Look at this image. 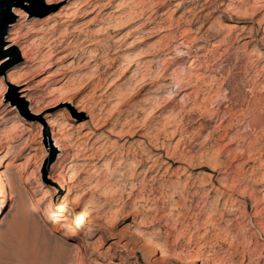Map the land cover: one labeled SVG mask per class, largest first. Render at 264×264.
Masks as SVG:
<instances>
[{
	"label": "rangeland",
	"instance_id": "obj_1",
	"mask_svg": "<svg viewBox=\"0 0 264 264\" xmlns=\"http://www.w3.org/2000/svg\"><path fill=\"white\" fill-rule=\"evenodd\" d=\"M83 1L0 0V88L7 73L19 80L0 99V264H264V0H120L116 21V1L93 0L86 13ZM67 30L32 66L5 47L21 36L39 52ZM58 58L65 76L49 67ZM191 60L189 84L160 88ZM24 86L37 105L19 97ZM44 114L67 125L69 143L40 128ZM84 193L67 214L93 204L90 230L39 216Z\"/></svg>",
	"mask_w": 264,
	"mask_h": 264
},
{
	"label": "bare ground",
	"instance_id": "obj_2",
	"mask_svg": "<svg viewBox=\"0 0 264 264\" xmlns=\"http://www.w3.org/2000/svg\"><path fill=\"white\" fill-rule=\"evenodd\" d=\"M91 1H93V0H85V1H83V2H80L78 5H76V8H77V10L80 12H85L86 13V11L88 10V8L91 6ZM111 1H116V4H115V9L116 10H113V11H115L114 13H112V14H110V18L111 19H114L115 21L116 20H118V19H120L119 18V13H120V9H121V6H122V4H121V2H120V0H110V2ZM122 1V0H121ZM134 1V0H133ZM210 1L211 0H206V3L205 4H208V3H210ZM6 2V1H5ZM52 2H51V0H47V4H51ZM123 3V2H122ZM243 3V2H242ZM110 4V3H109ZM100 5H102V4H100ZM99 5V6H100ZM179 5V4H178ZM75 6V5H74ZM124 6V5H123ZM122 6V7H123ZM229 7V6H228ZM132 8V7H131ZM226 8V7H225ZM124 9V8H123ZM229 10V9H228ZM230 10L231 11H235V7H230ZM123 11V10H122ZM230 11V12H231ZM15 12L16 13H19L20 11L19 10H15ZM124 13H125V11H123ZM246 12V11H245ZM244 12V13H245ZM68 13V12H67ZM75 13H76V11H75ZM123 13V14H124ZM147 13V12H146ZM243 13V14H244ZM84 14V13H83ZM142 14V13H141ZM154 12H152L150 15H148L147 17H146V19H148L149 20V22L151 23L153 20L151 19L154 15ZM239 14V13H238ZM59 15V14H58ZM62 15H64V14H62ZM68 16L67 17H70V14H67ZM74 15V14H73ZM245 15V14H244ZM121 16V15H120ZM146 16V15H145ZM94 18V19H93ZM92 18V20L91 21H93V20H95L96 19V17H93ZM90 21V22H91ZM107 21V20H106ZM110 21V20H109ZM114 21V22H115ZM120 21V20H119ZM220 22V21H219ZM92 23V22H91ZM119 23V22H118ZM117 23V24H118ZM220 24V23H219ZM222 24V23H221ZM115 25V24H114ZM148 25V24H147ZM151 28L152 27H148V28H146L144 31H143V33H148L150 30H151ZM75 29V28H74ZM69 30V29H68ZM68 30L66 31V32H64V34L62 33V34H60L59 36H55V37H51L50 39H49V42L47 43V44H44V43H41V46H43L42 48H41V50L39 51V52H33V49H32V47L33 46H29V45H24V42L25 41H23V40H21L22 38H21V36H17V37H10V38H8L7 40H6V45H5V47H6V49L9 51V52H12L13 50H15V48L16 47H18L21 51H22V55H21V58H22V61L19 63V65H22V66H24V67H26V66H32V65H34L35 63H37L38 62V60L40 59V58H43V57H45V55L47 54L46 52L47 51H51L55 46H60V42H61V39L62 38H64V37H67V35H68ZM76 30V29H75ZM74 30V31H75ZM80 30V29H79ZM78 30V31H79ZM82 30V29H81ZM34 31V30H33ZM72 31V30H71ZM152 31V30H151ZM72 33V32H71ZM25 35V34H24ZM43 37V36H42ZM146 38V37H145ZM140 39V38H139ZM75 42V41H74ZM30 44V43H29ZM70 44V43H69ZM183 44V43H182ZM70 45H72V44H70ZM109 45V44H108ZM150 45V44H149ZM156 46V45H155ZM249 46H251V41H249V40H243V42H242V44H241V47H243V48H246V47H249ZM151 47V46H150ZM69 48V46H66V48L65 49H68ZM45 49H48L46 52H44V50ZM151 49V48H150ZM256 50H259V47H256L255 48ZM54 50V49H53ZM64 50V49H63ZM153 50V49H152ZM245 51V50H244ZM52 52V51H51ZM91 52V51H90ZM51 54V53H50ZM138 54V53H137ZM139 54H141V53H139ZM143 54V53H142ZM152 54V53H151ZM180 54V53H179ZM196 54V53H195ZM47 55H49V54H47ZM197 56H199V55H197ZM47 57V56H46ZM142 57H145L144 55H142ZM142 59H144V58H141V60ZM140 60V59H139ZM8 61H9V59H7V58H4V59H1V61H0V65H7L8 64ZM145 61V60H144ZM146 63H148L147 61H146ZM171 63H173V61H170V62H166V63H164V67H167L169 64H171ZM18 64V63H17ZM145 64V63H144ZM144 64H143V67H144ZM137 65V64H136ZM146 65V64H145ZM163 65V64H162ZM201 65V64H200ZM18 66V65H17ZM49 67H52V68H55V70L53 71L54 72V74L56 75V76H65L66 75V73H67V71H66V69H67V67L65 68L64 67V65L62 64V60L61 59H57L56 61H54V62H52L51 64H49ZM135 68V67H134ZM145 69V68H144ZM197 69V65H196V62L195 61H193V60H191V61H189V62H187L186 64H185V66L183 67V69L180 71L181 72V74L179 75L178 74V71H177V69L176 68H174V69H172V71L171 72H169L166 76H164L162 79L163 80H169L168 82H163V83H161L160 84V88L161 89H164V88H169V89H173L174 88V86H181L182 84H184V83H186V85L187 84H189V82L187 81V76L189 75V72L191 71V70H196ZM129 71V70H128ZM138 71H140V70H138ZM52 72V73H53ZM132 73H134V72H132ZM138 72H135V76H136V74H137ZM142 73V72H141ZM140 75V74H139ZM138 75V76H139ZM50 76H51V74H50ZM134 76V75H133ZM146 77H147V75H146ZM146 77H145V75H143V74H141V78H139V79H141V81H139L140 82V86L138 87L139 89L138 90H136V92H134L133 94H131L130 95V97L129 98H131V99H134L137 95H139L140 93H141V91L145 88V82H146ZM160 77V76H159ZM18 79V78H17ZM134 79H135V77H134ZM199 80V79H198ZM5 81H6V84H4L1 88H0V99L1 98H3V95L5 94V93H7L8 91H14L15 90V88H14V85H18V83H17V81H19V80H16V79H14L12 76H11V74L9 73H7L6 74V79H5ZM158 81V80H157ZM125 82V81H124ZM123 82V83H124ZM158 84V83H157ZM196 84V83H195ZM8 85V86H7ZM75 87V86H74ZM79 87V86H78ZM72 88V87H71ZM181 90H182V88H181ZM29 91H30V87H28V86H24L23 88H21L20 90H19V93H20V95H19V97L20 98H22V99H25L26 100V102H28V103H30V104H36V99H35V97H33L32 95H30L29 94ZM178 93H177V92ZM176 91H174V92H171L170 93V98H168L167 100H168V103L170 104V103H175L177 100H178V97H179V95L181 94V91H179V90H176ZM119 92H120V89L118 90V91H116V92H114L113 94H111L110 96H109V98H108V101H110V102H113L115 99H117V97H119ZM191 92V91H190ZM258 92V91H257ZM78 93H80V90H78V91H72L71 92V96L72 95H77ZM103 93V92H102ZM190 94H192V93H190ZM69 96V95H68ZM129 96V95H128ZM156 99V97L155 96H151V98L149 97V100H148V102L151 104L154 100ZM37 100H39V99H37ZM152 100V101H151ZM69 101H70V103H73V101H74V99H73V96L72 97H70L69 98ZM106 101V100H105ZM38 104V103H37ZM36 104V105H37ZM118 105V104H117ZM116 105V106H117ZM113 106H115V105H113ZM115 106V107H116ZM120 106V105H119ZM141 106V105H140ZM36 107V106H35ZM34 107V108H35ZM30 109H32V107L30 106ZM102 109V108H101ZM100 109V110H101ZM114 109V108H113ZM141 109V108H140ZM41 110V109H40ZM74 110H75V112L76 113H86V114H88L89 116H90V120H91V122H92V127L94 128V129H99V125L101 124V119H99V118H96V114H95V112H94V110L93 109H91L90 107H88V106H86V105H84L83 103H81V102H78V103H75L74 104ZM119 110V109H118ZM111 112H113V111H111ZM33 113H35L36 115L37 114H39V112H33ZM112 114V113H111ZM41 115V114H40ZM47 116H48V114H44L43 115V117H42V119H46L45 121H46V125H45V122L44 121H40V123H41V125H40V128L42 129V130H44V131H47L48 130V133H50V135L52 136V139H53V141L56 143V145L58 146L59 144H61V143H69V137L70 136H68V132H67V125L62 121H60V120H58V119H56V118H48L47 119ZM44 122V123H43ZM127 123V122H126ZM80 127H82V125H80ZM92 133V131L90 130L87 134L88 135H90ZM176 133V132H175ZM86 134H84V136H85ZM80 137V136H79ZM87 137V136H86ZM78 138V137H77ZM81 139V138H80ZM29 140V139H28ZM83 140V139H82ZM157 140V139H156ZM97 141V139H95L94 140V142H96ZM83 142H84V140H83ZM150 144V143H149ZM151 144H154V145H152V146H155V145H157L158 144V140L157 141H151ZM67 145V144H66ZM65 145V146H66ZM83 145V144H82ZM82 145H79L78 146V148L80 147L81 149V151H82V149H84L85 147H87V143L84 145V147L82 146ZM92 145V144H91ZM71 146H73L72 144H71ZM77 146V145H76ZM67 147V146H66ZM69 147V146H68ZM78 148H76V149H78ZM95 148V147H94ZM96 149H98V147L96 148ZM86 150V149H85ZM87 150H88V148H87ZM99 150V149H98ZM79 151V150H78ZM80 152V151H79ZM76 153V152H75ZM87 153V152H86ZM74 154V153H73ZM76 155V154H75ZM78 155V154H77ZM81 155V154H80ZM84 155V154H83ZM91 155V154H90ZM89 155V156H90ZM79 156V155H78ZM92 156H94L95 157V155H92ZM91 156V157H92ZM81 158V157H80ZM84 159V158H83ZM87 159H89L88 157H87ZM93 160V159H92ZM180 160V159H179ZM87 161V160H86ZM183 162V161H182ZM185 162V161H184ZM123 164V163H122ZM84 165H86V164H84ZM94 165V164H93ZM104 165H107L106 163L104 164ZM127 165V162H125L124 163V166H126ZM83 166V165H82ZM87 166V165H86ZM218 166V165H217ZM95 167V166H94ZM97 167V166H96ZM99 167V166H98ZM95 170V169H94ZM134 174V173H133ZM148 174V173H147ZM53 176V175H52ZM72 176V175H71ZM210 177V176H209ZM55 178V177H54ZM54 178H52V179H54ZM122 179V178H121ZM149 181V180H148ZM121 183V182H120ZM144 183V182H143ZM132 184V183H131ZM60 186H64L63 184H60ZM68 186V188H71V186H72V182H70V184L69 185H67ZM75 186V185H74ZM77 187V186H76ZM224 188V187H223ZM118 189V188H117ZM115 190V189H114ZM27 191V193L25 194V195H27L26 197L28 198V200H30L33 204H37L36 203V198H35V196H34V194L31 192V191H29V190H26ZM117 191V190H116ZM263 194V199H264V191L262 192ZM85 194L86 193H84V194H82V195H80V196H76V197H70V198H67V199H65V200H63L59 205H58V207L57 208H51V207H47V208H43V209H41L40 210V213H39V216L40 217H43V218H45V217H50V216H54L55 217V219H53V221H52V223H54L53 224V226L55 227L56 226V224H58V223H62V225L63 226H65V227H67V228H74V227H78V228H82L84 231H88V230H90L89 229V227H88V217H91L92 216V218H95V216H97L98 214L96 213V210H94V208H93V204L91 205V204H86L80 211H79V213L77 214V215H75V216H70V214H67L68 213V211L70 210V209H73V208H75L78 204H79V202L81 201V199H83V198H85ZM3 197H5L2 193H0V198H3ZM173 197V196H172ZM30 202V203H31ZM82 202V201H81ZM94 202V201H93ZM37 205H39V204H37ZM179 206V205H178ZM35 207V206H34ZM38 207V206H37ZM171 207V206H170ZM174 208V207H173ZM176 208V207H175ZM47 222H50L48 219H46V223ZM235 240V239H234ZM197 241V240H196ZM194 242V241H193ZM155 245H156V247L162 252V255H164V256H166V253H167V250L164 248V247H161V246H159L158 244H157V242L155 243V242H153ZM216 248V247H215ZM214 248V249H215ZM168 256V255H167ZM258 259V258H257ZM219 260V259H218ZM218 260H213V262H212V264H217L218 263Z\"/></svg>",
	"mask_w": 264,
	"mask_h": 264
}]
</instances>
